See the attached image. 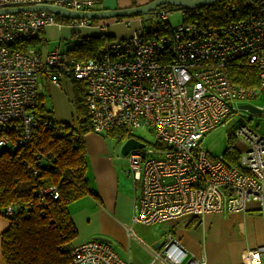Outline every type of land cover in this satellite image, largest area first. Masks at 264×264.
Here are the masks:
<instances>
[{
  "label": "built area",
  "instance_id": "obj_1",
  "mask_svg": "<svg viewBox=\"0 0 264 264\" xmlns=\"http://www.w3.org/2000/svg\"><path fill=\"white\" fill-rule=\"evenodd\" d=\"M105 0H0V10L36 6L90 12ZM119 1V0H116ZM154 1V0H150ZM46 11L0 14V148L26 146L37 126L31 110L37 104L38 83L44 76L61 88L63 80L85 84L90 131L127 132L143 147L127 155L128 176L138 188L132 223L149 226L210 215L244 214L250 204L264 211V135L243 120L232 136L243 146L240 167L211 158L201 148L205 135L235 114L239 101L255 98V89L232 82L229 68L243 60L257 69L258 90L264 89V0H246V13L219 26L203 21L182 23L168 35H146L139 27L129 38L107 40L95 58L77 62L58 48L42 53L33 47L18 52L9 47L33 40L47 26H62ZM167 18L161 11L152 17ZM69 28H86L89 20H70ZM126 20L122 25L131 26ZM101 30V27L99 26ZM259 114L264 110L258 109ZM241 120V119H239ZM147 129L155 142L148 148L134 133ZM124 139V140H126ZM43 164L33 153L32 173ZM57 198L54 187L37 192ZM22 212L4 209L5 217ZM132 229L128 235H132ZM69 264H129L107 242L89 240L65 246ZM248 264H264V242L247 252ZM207 264L192 255L171 232L154 253L153 262Z\"/></svg>",
  "mask_w": 264,
  "mask_h": 264
},
{
  "label": "trees",
  "instance_id": "obj_2",
  "mask_svg": "<svg viewBox=\"0 0 264 264\" xmlns=\"http://www.w3.org/2000/svg\"><path fill=\"white\" fill-rule=\"evenodd\" d=\"M136 6L140 5L132 2L128 7ZM161 11L171 10L169 7H160L156 14ZM179 12L182 14L183 23L203 21L215 27L243 17L246 13V0H219L208 7ZM156 14L145 15L146 18H141L142 23L151 22L150 19ZM155 19L159 21L154 24L148 23L144 29L142 28L143 32L146 35H168L171 27L167 22H163L165 19L159 17ZM56 21L61 25H68L71 22L68 20L62 23L63 19L60 17H56ZM94 23L93 20L90 21V24ZM41 31L35 39L16 42L9 48L23 52L28 47L36 48L42 45V42H35L42 33L44 34ZM78 33L79 31H73L72 37H79ZM110 39L113 37L81 35L80 41L75 42L67 50L58 49L70 59L86 62L95 58L99 48ZM257 73L256 68L243 60L236 61L229 68L232 82L244 88H258ZM68 81L72 85L71 103L74 120L71 123L55 121L52 112L45 107L43 97L37 92V104L30 112L37 126L33 129L28 144L17 148H0V217L8 223L7 228L0 234L4 264H69L63 248L72 244L77 237V231L68 208L84 197H96L87 179L84 137L91 131L84 102L85 84L74 79ZM241 121L238 119L235 127ZM12 126L0 132V137L8 133L14 140V136L7 132L12 130ZM109 134H115L121 140L128 137L127 132L123 130H114ZM231 139L232 132L229 146L222 156L227 166L239 168L243 149L231 143ZM33 153L43 157V164L37 166L36 175L31 170ZM48 187L55 188L57 198L46 196V205L40 208L37 192ZM11 205L21 208L22 212L13 217H5L4 209ZM198 223L199 218H190L185 226L191 228Z\"/></svg>",
  "mask_w": 264,
  "mask_h": 264
},
{
  "label": "crops",
  "instance_id": "obj_3",
  "mask_svg": "<svg viewBox=\"0 0 264 264\" xmlns=\"http://www.w3.org/2000/svg\"><path fill=\"white\" fill-rule=\"evenodd\" d=\"M140 4H145L140 3ZM126 6L117 5L116 8H125ZM57 26H47L41 32L51 29H56ZM63 30L62 26H58ZM71 33L73 31H80L86 28H69ZM92 35H96V29L91 28ZM133 33V30H132ZM131 33V35H132ZM49 43V42H45ZM60 48L59 46L48 47V44L42 46L39 51L42 53L49 52L52 49ZM41 80V81H40ZM38 93L43 97L45 107L52 112L55 121L60 123H71L73 119L72 108V85L68 80H63L61 88L53 86L48 80L41 76ZM48 95V98L47 95ZM46 95V96H45ZM44 98H46L44 100ZM65 101H68L69 108L66 107ZM49 105V106H48ZM86 148V162H87V179L89 187L96 194V197L87 196V199L80 204L74 206V203L69 206V213L71 220L76 228L77 237L72 244L77 245L89 240H107L116 239V230H119L122 235L126 233L128 236V230L134 226H140L132 223V216L134 210L135 194L131 193L124 187H120L119 180L121 179V168L115 163L114 158L108 154L106 147L103 143V139L100 134L90 132L84 137ZM128 171L127 169H125ZM128 177V172H126ZM227 219H223V217ZM210 220L215 223V226L223 231H229L230 234H234L240 230L244 232L245 239L247 240V247L238 245L236 239H232L230 246V258L231 262L226 261L225 251L221 253L213 252L207 259L203 255V252L199 250L196 245H193L188 240L185 243L182 242L183 247L190 253H194L197 258L205 259L207 264H248L247 252L255 247L260 246L264 242V211H260L254 204H250L248 210L244 214H221L210 215L199 218L200 225L202 220ZM182 220V219H179ZM179 220H174L166 224H170L174 232V227L180 223ZM189 219L186 218V222L183 223L186 227V223ZM7 221L0 217V234L7 228ZM134 227V228H135ZM199 226H197L198 228ZM176 238L180 240L182 235L174 233ZM105 242V241H104ZM165 242V239H164ZM164 242L160 245L162 246ZM110 243V242H109ZM109 245V244H108ZM154 246V245H153ZM158 247V248H159ZM151 252L155 251L152 247ZM153 258V256H152ZM125 260V259H123ZM126 261V260H125ZM129 264V261H127ZM153 263V261L151 262ZM164 264L163 262H161ZM0 264H4L1 256L0 249Z\"/></svg>",
  "mask_w": 264,
  "mask_h": 264
},
{
  "label": "rangeland",
  "instance_id": "obj_4",
  "mask_svg": "<svg viewBox=\"0 0 264 264\" xmlns=\"http://www.w3.org/2000/svg\"><path fill=\"white\" fill-rule=\"evenodd\" d=\"M132 2H135L139 5H144L140 4L144 2L145 4L149 3L148 0H105L101 4H96L94 8L96 10H102L103 8L114 9L117 7V5L130 6L132 5ZM147 16L138 15L132 17L110 18L106 20H93V22H95L94 24H90V26L86 27V29L79 31V37H72V31L66 28V24H64L62 25V28H64L63 30L56 27V29L48 30L47 33L46 31L44 34L42 33L39 38L35 41L42 42V45H38L36 46V48L40 49L42 46L48 44V47L59 46L60 50L65 51L75 42H79L81 35H92L91 33L94 31H91V28L96 29L95 31L97 36L104 35L105 37H113V39L129 38L139 27L138 22H140L141 24L140 18H146ZM126 20L131 21L132 24L130 27H124L122 25V23L124 24ZM150 20L152 21H144L141 24V28L144 29V27L148 23L154 24L159 21V19L153 18H151ZM67 21L68 19H63V21L61 22L65 23ZM163 22H167L170 27L174 28L183 23L182 14L179 11H168L167 18ZM99 26L101 27V30L99 29ZM40 81L38 83V90ZM255 93L257 94L255 98H246L244 100L239 101L236 105L238 107L242 105H251L254 108L264 110V89L261 91L255 89ZM46 98H48V95ZM46 98H44V100ZM65 105L69 108L68 101H65ZM239 110L240 111H238L237 114L233 116V118H231L227 122H224L223 125L217 127L216 129L204 136L201 142V148L211 158H223L222 155L229 146L231 132L233 131L235 123L238 119L243 120L244 124L255 132L264 135V112L262 114H254L245 110H241L240 108ZM134 134L140 137L146 143V146L148 148H150L155 142L154 135L147 129H139ZM100 137L103 139V143L106 147L108 154L114 158L115 163L119 165V169L121 168V171L124 172H121L120 175V187H124L131 193L135 194L136 192H138V188L134 185L132 178L126 176V172H128L125 170H128L127 156L124 158L120 155V148L125 140L117 138L115 134H101ZM231 143H234L239 148L242 147L243 149L242 144H240L242 143L240 138H233L232 136ZM86 199L87 197H84L74 202V206L80 204ZM227 217L228 216L225 215L223 219L225 220L227 219ZM179 221L180 223L173 228L174 232L171 228V225L166 223L149 226L140 225L137 227L134 226L135 228H132L133 234L128 235L129 238L126 236V233L125 235L124 233L122 235L119 230H116V239H107L105 240V242H107L109 244V247L122 259H125L126 262L129 261L132 264H162V261H155L151 263L153 261L152 256H154V253L157 252L158 249H155V251H153L152 253L150 248H152L155 244L161 245L164 242L165 236L168 232H171L173 234L178 233L179 235H182L179 240L181 244L182 242L185 243V240H188L193 245H196L199 250L203 252L205 259H207V257L213 252L221 253V251L224 250V253L226 254L225 260L227 261L230 257V246L232 244L231 241L234 238L236 239L238 245L247 247L248 242L245 239L244 232L240 230V227L239 231H237L235 228L234 231L236 232L234 234H230L229 231L222 232L215 226V223L208 219L202 220L200 225L196 224L191 228L184 227L183 223L186 222V219H182ZM197 226L199 227L197 228ZM192 255H194V253ZM231 261L232 258L228 260V262Z\"/></svg>",
  "mask_w": 264,
  "mask_h": 264
},
{
  "label": "water",
  "instance_id": "obj_5",
  "mask_svg": "<svg viewBox=\"0 0 264 264\" xmlns=\"http://www.w3.org/2000/svg\"><path fill=\"white\" fill-rule=\"evenodd\" d=\"M219 0H154L147 4L136 6V7H125L116 9H102L93 10L90 12H72L59 7L51 6H36L26 8H14V9H2V13H14L22 11H46L55 14L57 17L68 20H106L110 18H122L132 17L138 15H148L150 13H157V9L160 7H169L171 11H194L204 7L211 6ZM160 13V12H159ZM241 110H245L251 113H259L257 108L251 105L239 106ZM143 144L138 142L134 138H129L124 141L120 148V155L126 157L131 150L140 149ZM101 240V239H100ZM105 241V240H102ZM159 247L158 244L153 246L154 249Z\"/></svg>",
  "mask_w": 264,
  "mask_h": 264
},
{
  "label": "clouds",
  "instance_id": "obj_6",
  "mask_svg": "<svg viewBox=\"0 0 264 264\" xmlns=\"http://www.w3.org/2000/svg\"><path fill=\"white\" fill-rule=\"evenodd\" d=\"M160 248V247H159ZM159 248H157V249H159Z\"/></svg>",
  "mask_w": 264,
  "mask_h": 264
}]
</instances>
